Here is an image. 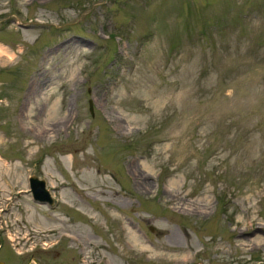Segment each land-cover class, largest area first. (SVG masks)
Returning a JSON list of instances; mask_svg holds the SVG:
<instances>
[{
    "label": "rangeland",
    "instance_id": "rangeland-1",
    "mask_svg": "<svg viewBox=\"0 0 264 264\" xmlns=\"http://www.w3.org/2000/svg\"><path fill=\"white\" fill-rule=\"evenodd\" d=\"M0 45V264H264V0H0Z\"/></svg>",
    "mask_w": 264,
    "mask_h": 264
},
{
    "label": "bare ground",
    "instance_id": "bare-ground-1",
    "mask_svg": "<svg viewBox=\"0 0 264 264\" xmlns=\"http://www.w3.org/2000/svg\"><path fill=\"white\" fill-rule=\"evenodd\" d=\"M35 28H37V25L36 26H30L28 29L29 31L27 33L30 34H33L35 33ZM9 55L8 52H7V49L3 48L1 45H0V55ZM33 93V86L31 85L30 88L28 89V92H27V95L26 97H30ZM52 95L51 91L48 92V94L45 96V100L46 101H49V104H51L50 102V96ZM56 101V100H55ZM48 103H45V107H47V105H49ZM49 110H51L52 112L54 113H57L58 112V108L57 106L55 105V103L53 102L50 106H49ZM50 112V111H49ZM48 112V116L50 115ZM48 133V131L46 132V134ZM52 187L54 188L55 186L52 185ZM13 188H16L15 186H13ZM80 189V188H79ZM78 189V190H79ZM64 194V195H63ZM114 195H116V193L114 192ZM189 194L188 193H185V196H188ZM63 198L61 199L62 203L64 204H67L68 201H66V199H64L65 197V191L62 192V195ZM16 198L15 197H11V194L10 193H7L5 194L4 196V199L2 200V204H4V208H2L3 206L1 205L0 206V209L2 208V211H0L1 213H6V212H9V207H13L16 202H15ZM9 204L8 206H6V204ZM6 206V207H5ZM71 207V205H69ZM201 208H206V204L202 205ZM199 210H202V209H199ZM97 209H94L93 212L89 213L87 211H85L84 209H82L81 207H79L76 212H77V222H80V223H85V222H90L95 225V226H99L97 228V230L99 232H101V226L100 224L97 222V218L96 216L94 215V212H96ZM103 214L105 216H107L109 218V220L111 222L115 221L117 219V213L115 212V210L113 209H110L109 212L105 211L103 212ZM15 225L19 224V221L18 220H15ZM56 232V236L58 235L59 237L60 236H65L67 237L70 241L73 239L71 236H68V235H65L63 234V232L61 231H58V226L56 224H50V225H46L45 227L41 228L40 230V234L37 236V238H43V239H48L50 240V238H53V233ZM17 235L19 236H22L24 237L25 239H27L28 241H31V237H30V234L25 230V231H22L17 229ZM173 237H178V233L176 235H173ZM127 239L129 240V242H131L133 245H136L138 244V239L137 237L132 233V232H127ZM83 246H87V244L83 245ZM84 251V249H82ZM84 264H93L92 262L89 263V261L85 258V261H84Z\"/></svg>",
    "mask_w": 264,
    "mask_h": 264
},
{
    "label": "water",
    "instance_id": "water-1",
    "mask_svg": "<svg viewBox=\"0 0 264 264\" xmlns=\"http://www.w3.org/2000/svg\"><path fill=\"white\" fill-rule=\"evenodd\" d=\"M91 110V103H90ZM29 188L33 199L39 203H48L52 204V199L50 198L49 193L45 189V182L43 180H39L36 176H31L28 179Z\"/></svg>",
    "mask_w": 264,
    "mask_h": 264
}]
</instances>
